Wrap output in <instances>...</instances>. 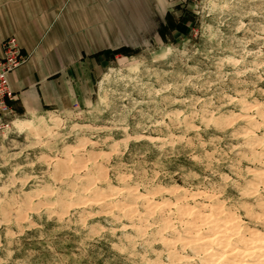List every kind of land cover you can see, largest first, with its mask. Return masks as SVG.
I'll use <instances>...</instances> for the list:
<instances>
[{
	"label": "rangeland",
	"instance_id": "1",
	"mask_svg": "<svg viewBox=\"0 0 264 264\" xmlns=\"http://www.w3.org/2000/svg\"><path fill=\"white\" fill-rule=\"evenodd\" d=\"M164 3L0 119V264L264 263V0Z\"/></svg>",
	"mask_w": 264,
	"mask_h": 264
},
{
	"label": "crops",
	"instance_id": "2",
	"mask_svg": "<svg viewBox=\"0 0 264 264\" xmlns=\"http://www.w3.org/2000/svg\"><path fill=\"white\" fill-rule=\"evenodd\" d=\"M164 2L0 0V56L2 41L10 36L26 56L8 76L12 110L35 114L46 105L58 106L62 94L66 100L73 91L63 79L80 75L83 65L95 62L101 52L132 44L133 29L142 30L138 22L161 12Z\"/></svg>",
	"mask_w": 264,
	"mask_h": 264
},
{
	"label": "built area",
	"instance_id": "3",
	"mask_svg": "<svg viewBox=\"0 0 264 264\" xmlns=\"http://www.w3.org/2000/svg\"><path fill=\"white\" fill-rule=\"evenodd\" d=\"M25 60L26 56L21 53L16 37L10 36L2 41V54L0 56V119L13 113L10 101L13 100L14 94L9 86L8 76Z\"/></svg>",
	"mask_w": 264,
	"mask_h": 264
},
{
	"label": "bare ground",
	"instance_id": "4",
	"mask_svg": "<svg viewBox=\"0 0 264 264\" xmlns=\"http://www.w3.org/2000/svg\"><path fill=\"white\" fill-rule=\"evenodd\" d=\"M262 244V243H261ZM262 246V245H261ZM256 247V246H255ZM255 247H252V248H255ZM258 247V246H257ZM256 247V248H257ZM237 249H238V247H236ZM236 248H235V250H236ZM246 248V247H245ZM252 248H251V250H252ZM259 248V247H258ZM243 249V248H242ZM248 249V248H247ZM263 249V248H262ZM240 250V249H239ZM246 250V249H245ZM247 251H249V250H247ZM225 252V251H224ZM237 252V251H236ZM239 252V251H238ZM243 252V251H242ZM244 254V253H243ZM246 254H247V252H246ZM231 256V255H230ZM238 258V257H237ZM228 261V260H227ZM264 264V263H263Z\"/></svg>",
	"mask_w": 264,
	"mask_h": 264
},
{
	"label": "trees",
	"instance_id": "5",
	"mask_svg": "<svg viewBox=\"0 0 264 264\" xmlns=\"http://www.w3.org/2000/svg\"><path fill=\"white\" fill-rule=\"evenodd\" d=\"M122 49H123L122 47H120V48H116V49H113V50H114L113 52H114V53H115V52H120Z\"/></svg>",
	"mask_w": 264,
	"mask_h": 264
}]
</instances>
